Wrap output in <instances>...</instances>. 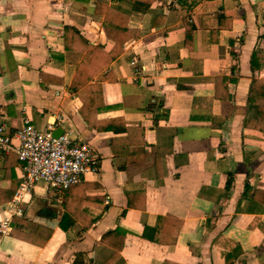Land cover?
<instances>
[{
  "label": "crops",
  "instance_id": "1",
  "mask_svg": "<svg viewBox=\"0 0 264 264\" xmlns=\"http://www.w3.org/2000/svg\"><path fill=\"white\" fill-rule=\"evenodd\" d=\"M107 2L140 32L94 82L88 118L118 129L122 119L119 133L88 126L69 90L84 55L73 35L105 52L113 44L93 1L0 0V121L9 132L53 123L98 157L96 174L61 193L35 186L13 217L21 164L0 155V264H71L75 253L105 264L114 249L100 238L116 226L125 236L112 264H264V134L243 126L257 114L251 81L264 82V0H156L144 14ZM44 197L59 203L54 221L31 209ZM11 224L51 233L30 240Z\"/></svg>",
  "mask_w": 264,
  "mask_h": 264
},
{
  "label": "trees",
  "instance_id": "2",
  "mask_svg": "<svg viewBox=\"0 0 264 264\" xmlns=\"http://www.w3.org/2000/svg\"><path fill=\"white\" fill-rule=\"evenodd\" d=\"M76 1H86V3L88 1H93V13L103 17V28L105 34L108 40H110L113 44L111 49L108 52H105L101 46L89 45L87 41L84 40L81 35H79V33L73 35L76 39H79V42H82L84 55L72 78V81L69 85V90L73 93H76L77 97L81 100L82 106L79 109V114L88 126H90L96 132L109 131L112 129L115 133H119L123 130H126L122 119L119 120L121 122V127L118 129L117 127H110L108 124H105V127H102V124L106 123V121L94 122L88 118L89 115H94L92 110L94 111L96 109V96H99L100 94V85L98 86L94 82L102 81L104 78H109V73L102 75V71L122 54L125 43L131 39H137L140 35V32L138 29L129 26V15L127 13L109 5V2L107 1ZM114 1H123L127 3L135 13L144 14L149 11L151 5L156 0H113V2ZM64 30L65 33L69 31L72 32V28L68 26H65ZM247 103L256 105L257 114L255 120H245L243 126L252 127L264 134V82L256 81L254 79L251 81ZM248 189V185H245V193H250L251 199H256L254 196L255 192H250ZM14 191L15 189L13 190V193ZM13 193L7 198V200H10L11 197H13ZM65 217L66 212L63 213L58 224L63 231L69 227V224L64 223ZM93 224L94 221H90L88 224L83 225L86 229H89ZM15 231H20L24 237H28L30 240H32L33 237L37 238L39 231L44 232L46 234V239L44 242L51 233V229L39 227L35 235L31 238L22 227L16 224H11L10 235H14ZM124 236L125 231L118 226L107 231L101 236L100 241L106 246L114 249V253L105 262V264H112L118 258L122 249ZM71 264H85L84 255L82 253H75L71 260Z\"/></svg>",
  "mask_w": 264,
  "mask_h": 264
},
{
  "label": "built area",
  "instance_id": "3",
  "mask_svg": "<svg viewBox=\"0 0 264 264\" xmlns=\"http://www.w3.org/2000/svg\"><path fill=\"white\" fill-rule=\"evenodd\" d=\"M136 68L135 65V72ZM55 118L61 122L59 116ZM54 130L53 123L36 129L25 121L20 128L9 132L0 121V155L12 151L21 164L17 192L8 206L13 217L24 214L28 195L35 186L61 193L80 183L85 175L98 172L97 153L91 145L72 130L62 131L57 136L53 135ZM8 223V219L0 221V228H6Z\"/></svg>",
  "mask_w": 264,
  "mask_h": 264
},
{
  "label": "water",
  "instance_id": "4",
  "mask_svg": "<svg viewBox=\"0 0 264 264\" xmlns=\"http://www.w3.org/2000/svg\"><path fill=\"white\" fill-rule=\"evenodd\" d=\"M104 1H110V0H104ZM54 136H57L59 134L53 133ZM33 212L40 218L54 221L57 216V212L59 209V203L57 200L44 197L40 199H36L34 203L31 205V209H33Z\"/></svg>",
  "mask_w": 264,
  "mask_h": 264
},
{
  "label": "rangeland",
  "instance_id": "5",
  "mask_svg": "<svg viewBox=\"0 0 264 264\" xmlns=\"http://www.w3.org/2000/svg\"><path fill=\"white\" fill-rule=\"evenodd\" d=\"M40 186V185H39Z\"/></svg>",
  "mask_w": 264,
  "mask_h": 264
}]
</instances>
